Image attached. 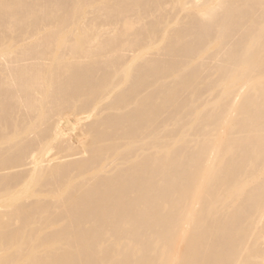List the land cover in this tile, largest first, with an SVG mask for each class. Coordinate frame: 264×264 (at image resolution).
<instances>
[{
  "label": "bare ground",
  "instance_id": "bare-ground-1",
  "mask_svg": "<svg viewBox=\"0 0 264 264\" xmlns=\"http://www.w3.org/2000/svg\"><path fill=\"white\" fill-rule=\"evenodd\" d=\"M0 264H264V0H0Z\"/></svg>",
  "mask_w": 264,
  "mask_h": 264
},
{
  "label": "rangeland",
  "instance_id": "rangeland-1",
  "mask_svg": "<svg viewBox=\"0 0 264 264\" xmlns=\"http://www.w3.org/2000/svg\"><path fill=\"white\" fill-rule=\"evenodd\" d=\"M127 54V55H126ZM131 55V53H128V52H126L125 53V55L124 56H127V57H129ZM152 57H157V55H156V53H153V56ZM72 119V120H71ZM70 120H71V122L72 123H75V121H76V119H75V117H73V116H71L70 117ZM86 121V120H85ZM88 122H86V124H87ZM85 124V122L83 121V125ZM81 132L80 131H78L77 130V132L75 131L74 133H73V138L75 139V141H76V144H79V142L80 141H83L81 138V140L79 141L78 139H79V137H82L81 135ZM66 138H68V137H66ZM78 140V141H77ZM74 141V142H75ZM88 141V140H87ZM53 154H55V152L54 153H52V154H50V155H48L49 157H47L48 159L53 155ZM87 155L86 154H81V155H76V156H71V157H68V158H62L61 160L60 159H58V160H56V161H54V163H68V162H72V161H76V160H81L82 158H85ZM29 164V165H28ZM28 164H26L23 168H19V169H15V170H12V171H5L4 173H10V172H17V171H24V170H26V169H29V168H31L32 166L30 165V162L28 163ZM1 174H3V173H1Z\"/></svg>",
  "mask_w": 264,
  "mask_h": 264
}]
</instances>
